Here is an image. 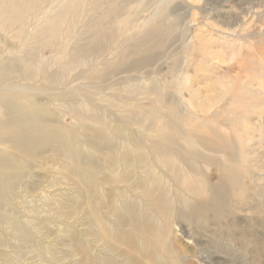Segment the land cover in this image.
I'll use <instances>...</instances> for the list:
<instances>
[{
  "label": "rangeland",
  "instance_id": "1",
  "mask_svg": "<svg viewBox=\"0 0 264 264\" xmlns=\"http://www.w3.org/2000/svg\"><path fill=\"white\" fill-rule=\"evenodd\" d=\"M33 14L0 24V264H264V0Z\"/></svg>",
  "mask_w": 264,
  "mask_h": 264
},
{
  "label": "bare ground",
  "instance_id": "2",
  "mask_svg": "<svg viewBox=\"0 0 264 264\" xmlns=\"http://www.w3.org/2000/svg\"><path fill=\"white\" fill-rule=\"evenodd\" d=\"M44 1L45 0H0V24L4 27H6V25L18 24L21 28H23L25 24L28 23V20L30 19L31 15H33L34 17L33 13H37L38 9L41 7ZM225 1L229 2V0H224V2ZM61 17H64V15ZM55 25L57 27V23ZM50 26L52 25L50 24ZM245 216L249 217L248 213Z\"/></svg>",
  "mask_w": 264,
  "mask_h": 264
}]
</instances>
